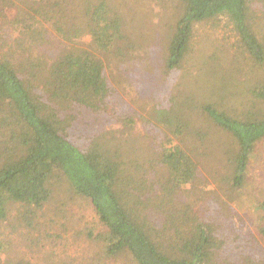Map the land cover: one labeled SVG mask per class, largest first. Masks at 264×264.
<instances>
[{"label":"trees","instance_id":"16d2710c","mask_svg":"<svg viewBox=\"0 0 264 264\" xmlns=\"http://www.w3.org/2000/svg\"><path fill=\"white\" fill-rule=\"evenodd\" d=\"M177 1L184 9L167 44L168 69L179 67L187 57L194 24L212 21L215 25L223 19L236 39L232 45L236 54L262 70V78L249 89L247 107L237 113L213 104L203 107L234 146L225 175L214 185L227 199L238 198L248 162L264 142V43L256 32L258 1ZM81 14L83 20L72 33L56 28L67 42L58 55L48 50L47 58L43 55L36 64H23L0 49V222L16 205L21 217L36 218L51 198V179L57 176L74 195L91 203L104 228L107 256L127 252L134 264H264L257 244L242 241L231 229L230 238L205 216L190 214L180 205L163 210L165 199L175 201L183 192L192 193L195 165L178 145H159L157 160L164 179L159 186H147L137 173H126L119 148L108 138H93L86 145L73 139L76 114L96 111L108 94L101 57L125 37L105 0L87 4ZM8 26L23 30L18 20L4 21L2 34ZM21 38L14 40L24 44ZM84 39L90 49L82 47ZM256 215L264 238V198L256 202Z\"/></svg>","mask_w":264,"mask_h":264},{"label":"rangeland","instance_id":"374dc122","mask_svg":"<svg viewBox=\"0 0 264 264\" xmlns=\"http://www.w3.org/2000/svg\"><path fill=\"white\" fill-rule=\"evenodd\" d=\"M96 1L1 0L0 49L23 64H36L43 55L47 58L48 50L58 55L67 42L56 28L72 33L83 20L79 18L84 7ZM105 1L110 15L120 20L125 37L101 57L108 94L96 111L76 114L73 139L86 145L93 138H108L119 148L126 173H137L147 186H159L164 179L157 160L159 145H178L195 165L194 190L181 193L175 201L165 199L162 209L170 210L175 204L186 207L190 214L214 222L230 238L231 229L264 253V238L256 223V202L264 198V142L248 162L242 195L227 199L214 181L225 175L234 146L203 112L207 104L231 113L247 107L249 89L262 78V70L236 54L232 46L236 39L223 19L215 25L212 21L194 24L187 57L170 70L167 44L183 6L177 0ZM257 1L256 32L264 43V0ZM15 20L23 30L8 26L2 34L3 22ZM19 37L26 40L24 44L14 40ZM82 47L90 49L87 39ZM51 182V198L36 218H23L19 206L9 207L0 222V264H134L127 252L107 256L104 228L91 203L74 195L65 180L55 176Z\"/></svg>","mask_w":264,"mask_h":264}]
</instances>
